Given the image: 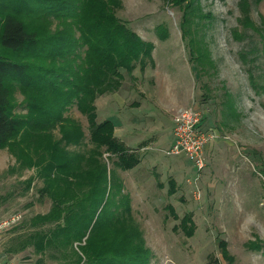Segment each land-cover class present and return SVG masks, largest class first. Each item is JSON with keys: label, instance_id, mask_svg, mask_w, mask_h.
I'll return each instance as SVG.
<instances>
[{"label": "rangeland", "instance_id": "1", "mask_svg": "<svg viewBox=\"0 0 264 264\" xmlns=\"http://www.w3.org/2000/svg\"><path fill=\"white\" fill-rule=\"evenodd\" d=\"M121 1L117 14L153 43V60L148 59L147 71L137 69V78L123 69L125 104L105 105L99 98L97 119L114 120L121 127L117 133L125 127L122 138L140 152L141 162L129 170L116 167L110 153L103 152V157L123 185L120 193L129 195L132 214L151 252L150 264H264L262 250L250 246L264 242V0H248L247 16L240 0H199V15L189 25L208 58L200 70L180 28L184 8L163 0ZM172 89L180 102L187 98L188 105L203 109L205 127L219 133L207 148V165L201 171L188 157L166 152L179 108L159 110L153 118L138 107L147 93L150 99L142 106H169ZM14 102L19 104L17 112L29 109L20 92ZM64 107L67 120L80 124L85 134L80 146L66 147L87 150L92 142L86 114L76 101ZM60 125L48 126L42 134L63 139ZM35 133L29 126L0 147V212L23 214L22 221L6 232L1 256L19 264H69L51 249L37 253L24 242L34 228L31 217L51 206L50 197L37 191L43 184L39 177L43 162H35ZM171 177L177 188L173 194ZM28 181L32 183L27 190ZM168 204L174 206L173 212ZM191 222L194 230L189 234L186 227Z\"/></svg>", "mask_w": 264, "mask_h": 264}, {"label": "trees", "instance_id": "2", "mask_svg": "<svg viewBox=\"0 0 264 264\" xmlns=\"http://www.w3.org/2000/svg\"><path fill=\"white\" fill-rule=\"evenodd\" d=\"M163 1L184 8L180 28L201 66L197 70L202 69L208 58L189 25L199 15V0ZM239 7L247 16L249 1L240 0ZM120 8L121 0H0V147L24 128L36 130L35 162H43V184L37 191L51 199L47 212L31 217L34 228L24 242L37 253L51 249L69 264L151 262L129 195L120 193L123 185L103 157L106 151L116 167L129 170L141 162L140 152L116 135L112 119H97L96 99L121 88L122 70L133 76L138 65L144 71L148 59L153 60V43L117 14ZM18 92L28 102L26 113L17 112ZM71 101L89 120L92 146L87 150L66 147L80 146L85 135L80 124L64 115ZM57 122L63 139L42 134ZM169 183L173 194L177 188L172 177ZM166 207L173 212L172 204ZM190 224L189 234L194 230ZM219 244L227 252L225 243ZM250 246L264 253V242Z\"/></svg>", "mask_w": 264, "mask_h": 264}, {"label": "built area", "instance_id": "3", "mask_svg": "<svg viewBox=\"0 0 264 264\" xmlns=\"http://www.w3.org/2000/svg\"><path fill=\"white\" fill-rule=\"evenodd\" d=\"M205 112L195 105L179 108L173 115V142L166 152L177 157H188L201 171L207 165V148L219 136L217 129L205 127ZM22 212H0V264H19L15 259L1 256V245L6 232L22 221Z\"/></svg>", "mask_w": 264, "mask_h": 264}, {"label": "crops", "instance_id": "4", "mask_svg": "<svg viewBox=\"0 0 264 264\" xmlns=\"http://www.w3.org/2000/svg\"><path fill=\"white\" fill-rule=\"evenodd\" d=\"M146 68H147V66H146ZM146 68H145V70L144 71H147L146 70ZM137 69H140V71H142L141 70V68H140V65H138L135 69H134V71H133V76H131L130 75V77L131 78H137L138 77V72H137ZM123 71V70H122ZM123 73H124V71H123ZM125 81H126V77H125V79H124V81H123V84L125 83ZM123 86V85H122ZM122 86H121V88H122ZM121 88L120 89H118L116 92H113V93H105V94H102V95H100L97 99H96V104H97V101H99V98L101 99L102 98V103L103 104H105V105H115V104H117V103H124L125 104V99H124V97H125V90L123 89V91L124 92H122L121 91ZM150 95L151 94H149V93H147V95L144 97V99H146V100H141V106H138V107H140V108H143V111L145 112V114L147 115L148 114V116H151V117H153V118H155L157 115V112L159 111V110H167V111H174V110H176V109H178V108H180V107H183V106H186V105H188L189 104V102H188V100H187V98L186 99H182L183 100V102H180L179 101V97H180V95L177 93H175V90L173 91V89H172V92H171V98H170V101H169V103H170V105L169 106H142L143 104H145L146 102H148L149 101V99H150ZM182 97V96H181ZM179 98V99H178ZM185 98V97H184ZM97 106H98V104H97ZM119 108L121 107V106H118ZM125 107V106H124ZM123 107V108H124ZM135 119L137 118V117H134ZM109 119H111V118H109ZM135 119H134V121H133V123H132V125L133 126H135V124L137 123V121H135ZM113 122H114V120H112ZM124 121H126V120H124ZM114 124H115V127H116V130H121V127H118V125L114 122ZM120 124H122V123H120ZM123 125H125V123H123ZM125 134V127L124 128H122V131H119V133H117L116 132V135L118 136V137H120L122 140H124L122 137H123V135ZM172 134H173V132H172ZM125 141V140H124ZM126 142V141H125ZM127 143V142H126ZM128 144V143H127ZM129 145V144H128ZM130 146V145H129ZM146 147H148V146H143L141 149H145Z\"/></svg>", "mask_w": 264, "mask_h": 264}]
</instances>
